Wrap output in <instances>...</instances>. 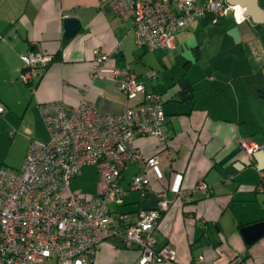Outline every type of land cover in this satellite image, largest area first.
Masks as SVG:
<instances>
[{
  "label": "crops",
  "instance_id": "crops-1",
  "mask_svg": "<svg viewBox=\"0 0 264 264\" xmlns=\"http://www.w3.org/2000/svg\"><path fill=\"white\" fill-rule=\"evenodd\" d=\"M257 3L264 10V0ZM210 15L191 20L176 34L173 48L145 53L148 49L134 42L131 19L118 17L107 0H0V137L7 139L15 128L11 140L23 157L31 139L47 141L39 109L47 101L71 107L86 97L100 112H123L136 100L126 101L122 76L112 71L129 63L145 89L163 98L167 142L135 137L143 157L157 155L159 162L146 172L144 195L130 187L139 164L124 167L123 201L108 203L111 223L123 227L138 209L155 207L161 194L168 206L158 220L157 247L169 244L175 250L173 264H264V235L247 244L240 232L241 226L264 219V19L246 16L237 22L228 12L213 22ZM65 16L81 22L71 38L63 37ZM31 49L52 57L26 84L18 75L21 55ZM99 53L109 60L94 76ZM242 141L258 145L251 159ZM83 168L94 171L95 181L73 190L90 196L96 167L85 164L79 171ZM200 179L208 183L207 196L200 191L179 196ZM139 259L135 243L128 247L108 237L95 250L93 264H140Z\"/></svg>",
  "mask_w": 264,
  "mask_h": 264
},
{
  "label": "built area",
  "instance_id": "built-area-1",
  "mask_svg": "<svg viewBox=\"0 0 264 264\" xmlns=\"http://www.w3.org/2000/svg\"><path fill=\"white\" fill-rule=\"evenodd\" d=\"M114 13L131 19L134 42L144 49H171L176 33L191 20L211 14L219 21L231 12L237 22L245 19L243 9L226 0H107ZM97 51V50H95ZM52 55L31 49L21 55L23 66L19 79L30 84L38 67H44ZM109 55L99 53L93 60L92 74L97 76ZM114 77L121 75L119 87L127 104L121 113L100 112L83 97L71 107L61 101H47L39 106L49 134L45 142L31 139L20 168L0 165V264H42L55 258V264H93L100 242L120 238L126 246L135 243L140 264L175 263L176 252L169 245L157 247L158 220L167 208L159 194L157 205L140 208L134 220L120 227L111 223L109 201L120 204L125 190L121 173L130 162L140 170L131 180V189L144 195L148 188L146 172L159 160L157 155L143 157L134 146L137 135H151L166 143L165 112L161 95L145 89L129 63L114 67ZM155 75L150 69L148 77ZM0 104V112L3 111ZM245 156L252 158L257 144L242 141ZM85 164L96 167L95 193L78 194L70 187L71 178ZM208 195V183L200 179L189 191H179L185 198L190 192ZM203 257L200 255L197 261Z\"/></svg>",
  "mask_w": 264,
  "mask_h": 264
},
{
  "label": "water",
  "instance_id": "water-1",
  "mask_svg": "<svg viewBox=\"0 0 264 264\" xmlns=\"http://www.w3.org/2000/svg\"><path fill=\"white\" fill-rule=\"evenodd\" d=\"M230 4H239L244 8V15L249 16L253 21H262L264 19V10L258 5L257 0H226ZM63 22V37H73L81 28V22L75 16H65ZM240 232L247 244L264 235V219L246 224L240 227Z\"/></svg>",
  "mask_w": 264,
  "mask_h": 264
},
{
  "label": "rangeland",
  "instance_id": "rangeland-1",
  "mask_svg": "<svg viewBox=\"0 0 264 264\" xmlns=\"http://www.w3.org/2000/svg\"><path fill=\"white\" fill-rule=\"evenodd\" d=\"M150 52L151 49H148L145 53ZM15 130V128L11 130V132L7 136V139L0 137V165H7L13 168H20L23 162V154H21L17 145L14 144L11 140L16 135ZM79 173L78 175L71 178V189H85L94 183L96 178L94 171L86 172V168H83L79 171ZM54 262L55 258L52 255L51 258L46 259L43 264H54Z\"/></svg>",
  "mask_w": 264,
  "mask_h": 264
},
{
  "label": "trees",
  "instance_id": "trees-1",
  "mask_svg": "<svg viewBox=\"0 0 264 264\" xmlns=\"http://www.w3.org/2000/svg\"><path fill=\"white\" fill-rule=\"evenodd\" d=\"M212 17V15H210Z\"/></svg>",
  "mask_w": 264,
  "mask_h": 264
}]
</instances>
